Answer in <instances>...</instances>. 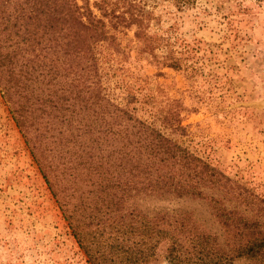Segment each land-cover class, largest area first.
Instances as JSON below:
<instances>
[{
  "label": "trees",
  "instance_id": "trees-1",
  "mask_svg": "<svg viewBox=\"0 0 264 264\" xmlns=\"http://www.w3.org/2000/svg\"><path fill=\"white\" fill-rule=\"evenodd\" d=\"M118 9L110 0H0L2 97L88 262L264 264V222L205 188L263 217L264 200L110 97L96 46L118 52L119 35L133 28L139 42L151 40L141 5ZM161 63L179 70L182 58ZM155 194L209 200L229 250L191 213L129 206Z\"/></svg>",
  "mask_w": 264,
  "mask_h": 264
},
{
  "label": "rangeland",
  "instance_id": "rangeland-1",
  "mask_svg": "<svg viewBox=\"0 0 264 264\" xmlns=\"http://www.w3.org/2000/svg\"><path fill=\"white\" fill-rule=\"evenodd\" d=\"M110 1L121 10L123 0ZM125 1L141 5L151 40L139 42L133 28L119 35L118 52L106 42L96 46L110 97L264 200V0ZM171 53L182 58L179 70L161 63ZM205 193L264 222L242 198ZM129 206L150 216L191 213L229 250L207 199L155 194ZM0 264H90L1 91Z\"/></svg>",
  "mask_w": 264,
  "mask_h": 264
}]
</instances>
